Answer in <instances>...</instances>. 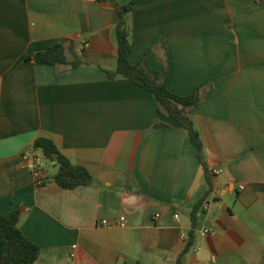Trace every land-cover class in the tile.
Returning <instances> with one entry per match:
<instances>
[{"label":"crops","instance_id":"1","mask_svg":"<svg viewBox=\"0 0 264 264\" xmlns=\"http://www.w3.org/2000/svg\"><path fill=\"white\" fill-rule=\"evenodd\" d=\"M115 1L132 6L131 63L166 70L181 96L202 86L192 112L202 158L151 91L107 75L119 52L114 2L0 0V212L19 211L41 247L34 264H177L192 230L182 264H263L264 0ZM55 42L80 65L25 59ZM40 137L93 182L60 186Z\"/></svg>","mask_w":264,"mask_h":264},{"label":"trees","instance_id":"2","mask_svg":"<svg viewBox=\"0 0 264 264\" xmlns=\"http://www.w3.org/2000/svg\"><path fill=\"white\" fill-rule=\"evenodd\" d=\"M112 1L118 8V22L115 35L118 43L117 67L115 70H106L110 79L124 77L152 92L157 103L159 114L172 118L188 129L191 140L196 144L199 157L202 158L203 145L192 118L193 109L202 101V86L197 87L193 93L181 96L169 90L166 84V70L155 71L144 67L142 64H133L130 61L133 44L129 39L127 30V14L132 10L131 4L119 5ZM38 64L62 65L69 64L73 67L80 65L78 61H69L66 46L63 42L50 44L46 49L33 52L25 57ZM34 148L42 151L43 157L53 161L58 166V171L53 176L54 180L64 188H77L93 182L89 170L72 160L59 150L54 140L48 137L37 138ZM206 166V165H205ZM209 184L211 181L207 178ZM197 205L192 212V223L195 228L198 224ZM19 211L9 213L0 212V264H34L38 259L41 247L27 237L19 228ZM195 232H190L186 247L178 258L177 264H182L183 255L193 246ZM264 264V263H263Z\"/></svg>","mask_w":264,"mask_h":264},{"label":"built area","instance_id":"3","mask_svg":"<svg viewBox=\"0 0 264 264\" xmlns=\"http://www.w3.org/2000/svg\"><path fill=\"white\" fill-rule=\"evenodd\" d=\"M85 44H87L86 41H83ZM29 157L32 159V166H33V170L35 172V175H36V178H37V182L40 184V183H43L45 181V176L43 175L42 171H41V165H40V160H41V156L37 153H31L29 154ZM202 207L203 208H206L207 207V203H203L202 204ZM176 218L179 217V215H175ZM117 223L120 224V225H124L125 222H126V218L125 216H120L118 217L117 219ZM103 224L104 225H110L112 222L110 220H102ZM209 232V229H205L204 230V233H207Z\"/></svg>","mask_w":264,"mask_h":264}]
</instances>
